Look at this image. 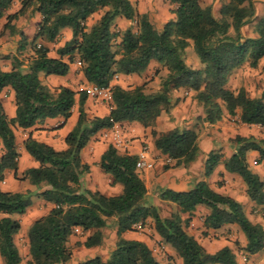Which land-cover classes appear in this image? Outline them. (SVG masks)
I'll use <instances>...</instances> for the list:
<instances>
[{"label": "trees", "instance_id": "16d2710c", "mask_svg": "<svg viewBox=\"0 0 264 264\" xmlns=\"http://www.w3.org/2000/svg\"><path fill=\"white\" fill-rule=\"evenodd\" d=\"M14 1L0 0V19ZM169 1L175 18L163 24L150 14L140 13L131 0H22L19 11L7 16L5 29L11 33L18 32L13 21L26 12L38 11L42 20L31 41L34 52L28 60L14 55L10 69L0 65V94L12 88L16 103V115L10 117L0 97V255L5 264L22 263L15 241L22 224L13 215L25 214L36 195L50 203L51 209L28 229L31 258L27 264H66L73 256L71 237L78 233L75 229L86 234L76 244L99 246L111 219L118 227L117 241L108 257L97 255L79 264H177L178 257L183 264H240L231 246L211 252L188 231L199 205L210 210L203 222L207 231L237 224L246 238L245 252L256 254L264 249V224L253 221L239 200L217 191L207 180L185 190L163 189L161 198L179 207L164 215L161 207L148 199L147 186L136 166L138 155L123 153L113 143L102 153L99 164L114 183L123 185L122 192L106 195L83 184L91 166L83 160L82 151L91 139L118 122L138 121L145 127L153 126L163 112L171 109L172 92L179 87L194 91V97L203 105L205 121L221 120L226 110L231 116L239 114L243 123L264 126V93L252 96L243 86H227L235 68L245 63L259 68L263 63L264 16L254 26L256 36L242 33V27L255 17V0H219L218 15L212 4H203L202 0ZM97 12H101L100 16L89 25L88 20ZM118 16L134 21L135 26L115 30ZM64 27H70L73 36L53 57L45 42H53ZM21 37L25 41L23 33ZM191 42L203 64L201 68L186 62L185 53ZM76 55L90 83L111 86L109 114L89 116L86 90L50 86L41 77V73L66 75ZM153 59L160 64L155 75L165 69L159 89L147 91V82L133 87L114 82L121 75L141 74ZM261 72L264 75V63ZM76 104L79 118L66 136V148L56 149L32 136L24 141L39 165L25 170L22 177L36 190H4L1 185L6 170L17 171L19 167L15 130L48 117L68 119ZM152 135L156 147L175 166H188L200 155L199 131L195 128L176 126L162 132L153 129ZM228 140L232 155L225 157L221 149L212 150L205 161V175L210 176L223 163L227 171L243 178L253 206L264 209V177L251 168L247 158L248 151L255 150L259 153L257 162L264 161V136L236 134ZM149 219L176 255L161 261L145 241L125 236Z\"/></svg>", "mask_w": 264, "mask_h": 264}, {"label": "crops", "instance_id": "0c3cea01", "mask_svg": "<svg viewBox=\"0 0 264 264\" xmlns=\"http://www.w3.org/2000/svg\"><path fill=\"white\" fill-rule=\"evenodd\" d=\"M132 3L136 6L140 13L150 14L152 18L156 19L159 24H163L170 19L175 18V13L172 12L173 5L170 4L169 0H131ZM203 4H212L213 11L216 15V12L220 8L219 0H202ZM256 5V14L253 18L255 24L264 16V0H255ZM22 6V0H15L11 7L6 11V14L0 19V65L4 69H10L12 67V57L18 55L19 53H25L26 57H29L33 54V49L31 41L36 35L39 24L42 20L41 14L37 11L34 14L26 12L23 15H20L17 19L13 21L18 32L11 33L9 29H5V24L7 22V16L11 13L19 11ZM95 20L89 19L88 24L91 25ZM134 21L126 19L123 16H118L114 21V26L118 24L120 28H126L133 24ZM245 25L242 27V33L245 36H256L257 33L252 31L250 34H246ZM21 33L25 35V41L21 37ZM73 36L72 29L70 27H64L61 29L60 34L53 42H45L46 45L50 47L49 54L53 57H57V49L60 46H63L65 42L71 39ZM193 44V42H191ZM190 44V45H191ZM189 45V46H190ZM65 60H68V56H64ZM28 60V59H27ZM80 57L75 56L74 61L71 63V69L66 75H46L41 73L44 81L50 86H60L65 85L69 86L76 91L84 90L90 82L85 78L82 70L80 69L79 77L83 79L86 83L85 86L79 88L71 82V79L74 80L75 67H80L79 64ZM264 63V59H263ZM262 63V64H263ZM261 64V67H262ZM160 64L157 60L153 59L147 69L141 74H130V75H121L118 80L114 82L120 83L123 87H133L138 84H143L148 80H153V82L158 81V75H155L156 68ZM195 67L201 68L200 64H197ZM261 67L259 71L261 73V78L263 79L264 75L261 72ZM242 71V68H235L230 75L227 86L232 83V77L238 72ZM129 83H134L133 85L125 84L124 81ZM264 82V80H263ZM56 84V85H55ZM160 88V86H159ZM150 91V89H146ZM9 92V96H6L5 93ZM78 96V95H77ZM173 96V106L168 112H163L156 120L153 126L145 127L138 121H123L118 122L112 127L104 128L100 130L88 143V145L82 151V157L85 162L90 164V171L86 173L83 177V184L93 190H100L106 195H117L122 192L123 185L121 183H114L113 177L102 170L100 167V158L102 153L106 150L108 145L112 143V132L115 130H120L123 133L124 137L127 140L125 147H119V150L123 153L128 152L130 154L139 155L143 146L148 147V156L154 161V167L151 169L138 170L140 176L145 181V184L148 189V199L149 201L157 204L161 207L162 213L166 215V211L163 210L164 206H170L174 210H177L179 207L176 203L172 201L163 200L161 198V191L166 188L174 190H185L190 188L193 184L201 180H207L210 185L217 191L228 194L239 200L245 207L248 215L251 217L248 207L253 206V202L250 200L247 191L246 184L243 178L233 172H229L225 169L224 164L221 163L217 166L214 172L210 176L205 175V161L208 154L212 150L221 149V141L223 139H229L236 134H241L249 136L251 128L249 127L252 124L243 123L240 119V115L231 116L226 110L224 116L221 120L210 123L204 120V108L197 99L194 97V91L189 87L183 86L177 89H174L172 92ZM0 97L5 104L7 113L10 117L16 115V103H15V92L12 88H6L1 94ZM93 97L88 96L85 108L87 113L104 116L109 114L110 106L101 108L97 104L96 108L93 106ZM98 109L102 113H98ZM79 118L78 104L74 106L72 115L65 119L62 116L58 117H48L43 121H37L33 126L28 128L18 127L19 133L23 135L21 138V143L18 142V151L20 152L19 157V167L17 171L6 170L5 172V181L2 182V188L9 191H26L28 189H33L35 187L28 179H23L21 181L17 180L15 177H20L23 175V172L30 167H36L39 165V162L26 150L24 146V141L32 136L40 141L46 142L56 149H64L67 147L66 136L71 131V129L77 123ZM203 123L207 126V130H199L200 123ZM199 123V125H198ZM176 126H186L189 128H195L199 131V144L201 148L200 155L198 159L188 166H175L174 161L169 158V156L159 150L155 145V138L152 135V130L156 129L158 132L167 131ZM223 128V131H221ZM109 134V136L106 135ZM253 134V133H252ZM264 136V135H263ZM225 142V141H224ZM225 149L221 150L225 153V157H229L233 153V147L229 142L225 143ZM94 152V154L91 153ZM259 153L255 150H250L247 153V158L249 164L253 170L258 172L262 177H264L263 168L261 165L264 164V161L261 163L257 162ZM170 164L169 168H166V165ZM259 165V166H257ZM223 180L221 185L219 181ZM18 182L19 188L16 184ZM237 185V187H236ZM209 208L205 205H199L194 211L192 222L193 224L200 223L203 226L205 216L209 213ZM264 214V213H263ZM187 214H184L186 216ZM14 217L20 219L22 228L28 232L30 224L24 225L21 215L14 214ZM37 219V218H36ZM252 219V218H251ZM264 220V218H263ZM149 224L137 225L136 229L133 231H128L125 233V236L128 238H135L145 241L154 251L155 255L159 260V255H157L154 247V243L158 242L167 247V250L171 254H175V250L169 245L165 244L162 240V237L156 231L154 223L149 219ZM264 224V221L260 222ZM117 226L115 232L117 233ZM191 229V228H190ZM193 234V232L190 230ZM222 229H237L241 231L240 227L237 224H227L222 228L215 229L212 231H218ZM19 234V233H18ZM18 234L15 237L16 244L18 245L21 252V245L18 241ZM83 232H78L77 234L72 235L71 241H73L76 235H81ZM241 236L246 242V238L241 231ZM197 237V236H196ZM198 238V237H197ZM85 237H82L84 240ZM26 256L29 260L31 258L29 253V239L26 235ZM115 245V244H114ZM99 246L86 247L81 245L79 247L73 248V256L66 264H79L81 261L89 258L100 255L102 258H107L109 252H104V250H98ZM257 254V253H256ZM23 257V254L21 252ZM163 261V260H161ZM0 263L5 264L3 258L0 255ZM177 264H183L181 258H177Z\"/></svg>", "mask_w": 264, "mask_h": 264}, {"label": "rangeland", "instance_id": "374dc122", "mask_svg": "<svg viewBox=\"0 0 264 264\" xmlns=\"http://www.w3.org/2000/svg\"><path fill=\"white\" fill-rule=\"evenodd\" d=\"M213 4V3H212ZM101 12L95 13L90 19L96 20L100 16ZM216 15H218V11L216 12ZM135 22L133 25L135 26ZM254 26H255V20L252 19L250 22H248L245 25V31L246 34L252 33L254 31ZM115 30L120 29L118 27V24L114 26ZM245 36V35H244ZM25 53H19V57L23 58L24 60H27L28 57L27 55H24ZM185 58L186 62L190 64L191 66L195 67L197 64H200L203 66L202 62L199 59L198 54L196 53L193 44L187 47L186 53H185ZM239 68H242V71L238 70V72L231 78L232 83L229 85L230 88L233 89H238L239 87L243 86L245 87L250 95L252 96H260L264 93V82L263 79L261 78V73L259 71V68H252L249 63H245L244 65L240 66ZM75 72H74V80L71 79V82L77 87L81 88L86 85L85 81L79 77L80 74V69L81 67H75ZM165 74V69H163L162 72H160L158 75V81L153 80H148L146 89H150V91H154L159 89L160 86V80L161 76ZM130 82V81H129ZM128 80L124 81V83L133 85L134 83H129ZM56 85V84H55ZM54 86V85H52ZM56 87V86H55ZM6 96H9V92L5 93ZM93 100V106L96 108L97 104L101 106V108L105 109L104 107H109L110 102L106 100H100L97 98H92ZM98 113H102L98 109ZM89 116H95L94 114H89ZM199 125V123H198ZM251 128L252 133L250 135H256V136H263L264 135V126L258 125V124H252L249 126ZM207 130V126L203 124L202 122L199 125V130ZM221 131H223V128H221ZM16 135H17V140L18 142L21 143V138H23V135L19 133V130H15ZM225 141V142H224ZM221 150L225 149V143L229 142L227 139H223L221 141ZM0 152H2V146L0 143ZM92 154H94L93 151H91ZM258 159V158H257ZM259 166V165H257ZM261 167L264 169V164L261 165ZM264 172V170H263ZM17 180L21 181L23 180V177H15ZM223 180L219 181V183L222 185ZM18 184V182L16 183ZM19 184L17 185V188ZM86 187V186H85ZM237 187V185H236ZM36 190V187L33 188ZM51 209V204L45 202L41 197L39 196H34L33 203L32 205L27 209L25 214H21L22 221L24 225L30 224L32 221H34L36 218L46 214L49 210ZM163 210L166 211V215H170L173 211H175L173 208H170V206H164ZM248 211L251 215V218L255 222H262L264 221V209H260V207H255V206H249ZM150 221H148L149 224ZM116 224L112 221V219L109 221L108 226L105 228V235H104V240L101 245H99L98 250H104V252H110L111 248L114 246V244L117 241V233L115 232ZM191 228V229H190ZM188 229H190L195 236L198 237V239L201 241V243L206 247L207 250L214 252L220 248H222L225 245L231 246L236 254H237V259L240 264H264V249L258 252L257 254H248L245 252L243 248L244 244V239L241 236V231L237 229H222L218 231H212L209 230L207 231L204 226L200 223L193 224L191 223L190 226H188ZM189 231V230H188ZM28 232L25 230V228L21 229V231L18 234V241L20 243L21 247V252L23 254V260L21 264H27V256H26V235ZM85 237L86 234L82 235H76L75 239L71 241L74 243V247H79L81 245L76 244L78 241L82 240V237ZM159 255V258L161 260L165 261L168 256L171 255L169 251L167 250V247H163V245L159 244L158 242L154 243L153 247ZM3 264V263H0Z\"/></svg>", "mask_w": 264, "mask_h": 264}, {"label": "built area", "instance_id": "2783aa9c", "mask_svg": "<svg viewBox=\"0 0 264 264\" xmlns=\"http://www.w3.org/2000/svg\"><path fill=\"white\" fill-rule=\"evenodd\" d=\"M79 64L81 67V61L79 60ZM119 75H116V78H118ZM88 96H91L93 98H97L100 100H106L109 101L112 98V89L111 86H100L95 83H90L85 87V89ZM107 136H109L108 133H106ZM112 143L116 145L117 147H125L127 144V140L124 137L123 133L120 132V130H115L112 132ZM148 147L143 146L141 149L139 155H138V160H137V169L138 170H144V169H151L154 167V161L149 158L148 156ZM5 181V180H4ZM76 232H80L79 228L75 229Z\"/></svg>", "mask_w": 264, "mask_h": 264}]
</instances>
